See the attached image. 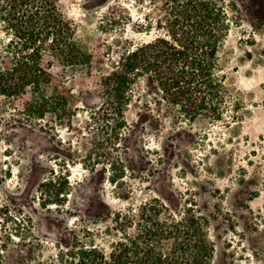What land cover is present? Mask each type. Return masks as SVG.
Returning <instances> with one entry per match:
<instances>
[{
  "label": "rangeland",
  "instance_id": "1",
  "mask_svg": "<svg viewBox=\"0 0 264 264\" xmlns=\"http://www.w3.org/2000/svg\"><path fill=\"white\" fill-rule=\"evenodd\" d=\"M187 1L47 0L73 23L91 61L46 56L45 93L66 105L36 122L18 121L31 94L0 100V264H59L81 245L109 251L160 204L174 218H202L214 264H264V0H209L226 27L220 119H190L147 76L123 119L104 98L102 79L120 56L172 39ZM11 3L0 0V41L11 33Z\"/></svg>",
  "mask_w": 264,
  "mask_h": 264
},
{
  "label": "trees",
  "instance_id": "2",
  "mask_svg": "<svg viewBox=\"0 0 264 264\" xmlns=\"http://www.w3.org/2000/svg\"><path fill=\"white\" fill-rule=\"evenodd\" d=\"M10 1L11 11L5 15L11 33L8 40L0 41V100L5 97L12 103L31 94L18 121L33 123L66 105L64 97L45 93L44 87L51 82L46 56L66 65L89 64L91 58L57 4ZM209 4V0L182 4L176 10L181 27L172 31V39L159 36L127 49L102 79L106 103L120 118L142 76L152 79L161 100L190 119L208 113L221 118L226 90L218 53L226 27L216 3L212 8ZM168 210L164 204L150 206L147 223L135 235L124 230L109 251L81 245L61 254L59 264H214L215 246L202 218L194 214L174 218ZM116 221L123 227L127 219L119 214Z\"/></svg>",
  "mask_w": 264,
  "mask_h": 264
}]
</instances>
